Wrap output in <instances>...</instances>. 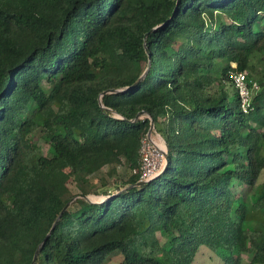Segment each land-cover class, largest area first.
<instances>
[{
    "label": "trees",
    "instance_id": "obj_1",
    "mask_svg": "<svg viewBox=\"0 0 264 264\" xmlns=\"http://www.w3.org/2000/svg\"><path fill=\"white\" fill-rule=\"evenodd\" d=\"M263 172L264 0H0V264H264Z\"/></svg>",
    "mask_w": 264,
    "mask_h": 264
},
{
    "label": "built area",
    "instance_id": "obj_2",
    "mask_svg": "<svg viewBox=\"0 0 264 264\" xmlns=\"http://www.w3.org/2000/svg\"><path fill=\"white\" fill-rule=\"evenodd\" d=\"M233 67L236 68V65ZM231 77L233 86L239 94L242 109L247 111L258 86L256 84L252 87L249 85L246 72H232ZM153 130L142 141L140 168L134 171V174H140V182H149L155 179L164 171L167 164V147L163 140L162 147L152 142ZM159 137L161 138L160 135Z\"/></svg>",
    "mask_w": 264,
    "mask_h": 264
},
{
    "label": "rangeland",
    "instance_id": "obj_3",
    "mask_svg": "<svg viewBox=\"0 0 264 264\" xmlns=\"http://www.w3.org/2000/svg\"><path fill=\"white\" fill-rule=\"evenodd\" d=\"M152 133H153V137L151 138L152 142H155L157 145L162 147V139L155 132V129L153 130ZM34 141L40 147H42L44 155L49 156V151H48L49 146L40 139L39 134L34 137ZM130 176H131V172L122 165L116 168L106 167L97 174L96 183L98 187L100 188V193H104V191H108V190L111 192H114L118 189V187L122 185L123 182H126L130 178ZM260 183H264V172L260 179ZM69 188L71 189L73 194L78 193L75 185L72 182L69 183ZM243 192H244V200H246L247 202H250L251 199L248 194L249 189L245 188ZM89 198L92 201H101L105 197L104 195H91ZM159 239L161 243L165 242V239L161 237V235H159ZM250 259L251 257L249 255H246V254L243 255L244 264L249 263ZM122 260H123L122 257H116V258H113L109 264H120ZM197 264H223V263H222V260L219 259L217 256L210 254L209 256H205L201 258L197 262Z\"/></svg>",
    "mask_w": 264,
    "mask_h": 264
},
{
    "label": "water",
    "instance_id": "obj_4",
    "mask_svg": "<svg viewBox=\"0 0 264 264\" xmlns=\"http://www.w3.org/2000/svg\"><path fill=\"white\" fill-rule=\"evenodd\" d=\"M155 30H156V29H153L151 32H153V31H155ZM148 70H149V69H148ZM148 70L146 71V73L148 72ZM146 73H145V74L139 79V81H138L136 84H138V83H139V82L145 77ZM111 92L114 93L115 91H111ZM104 94H107V92H105ZM144 114H145L144 112H141V113L138 115V117L136 118V120H139V119L141 118V116H143ZM136 120H135V121H136ZM154 128H155L154 123H152V124H151V129H150V131H152ZM166 161H167V164H166V167H165L164 171L162 172V174H164V172L166 171L167 165H168V163H169V156H168V154H166ZM145 183H147V182H139L136 186L144 185ZM68 207H69V205H67V206L64 208V210H63V212L61 213V215L59 216L57 222L59 221V219L61 218L62 214L67 210ZM57 222L55 223L54 227L56 226ZM54 227H53V229H54ZM49 235H50V234H49ZM49 235L47 236V238L49 237ZM39 253H40V249L36 252L32 264H35V263H36V260H37V257H38V255H39Z\"/></svg>",
    "mask_w": 264,
    "mask_h": 264
}]
</instances>
